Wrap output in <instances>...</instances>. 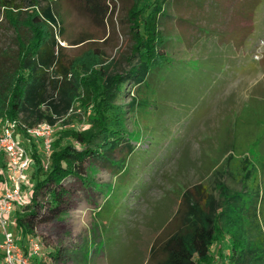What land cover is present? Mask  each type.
Here are the masks:
<instances>
[{"label": "rangeland", "instance_id": "rangeland-1", "mask_svg": "<svg viewBox=\"0 0 264 264\" xmlns=\"http://www.w3.org/2000/svg\"><path fill=\"white\" fill-rule=\"evenodd\" d=\"M2 1L21 7L22 13L33 2L40 9L48 6L69 59L93 51L101 56L106 75L125 78L112 103L134 148L127 155L122 145L104 159L89 161L83 180L66 178L67 209L59 220L22 237L9 218L4 228L13 235L17 254L31 264H57L49 255L56 251L58 264H157L160 257L151 261L150 248L184 228L187 209L177 211L185 192L205 211L210 206L206 196L211 197L213 214L226 205L225 195L240 194L246 203L236 210L244 230L251 225L247 209L253 202L258 233L246 230L245 235L262 248L264 0H168L156 17L158 53L165 63L157 69L152 61L142 83L126 77L139 63L129 17L136 0H109L104 22L88 16L77 0ZM143 5L147 14L152 0H143L139 8ZM1 6L0 0V54L11 56L16 33L23 32L14 31ZM93 119L90 110L74 104L53 121L48 152L42 140L17 129L15 137L30 163L21 180L22 200L14 209L28 204L34 183L44 177L54 140L70 128H90ZM70 142L63 137L62 145ZM33 156L44 163L42 171ZM13 177L7 158L0 159V197ZM232 234L218 235L206 264H226ZM31 239L40 244L39 256L30 252Z\"/></svg>", "mask_w": 264, "mask_h": 264}, {"label": "trees", "instance_id": "trees-1", "mask_svg": "<svg viewBox=\"0 0 264 264\" xmlns=\"http://www.w3.org/2000/svg\"><path fill=\"white\" fill-rule=\"evenodd\" d=\"M142 1L136 0L129 12L133 20L130 30L135 38L134 53L138 54L139 63L126 77L137 83L144 81L153 62L157 69L165 63L162 53H158L156 17L168 0H152L147 14L146 5L139 8ZM108 3L109 0H77L78 6L88 16L100 22L106 21L110 15ZM1 4L9 25L14 31L23 33H16L17 49L13 55L0 54V129L3 119L19 121L20 115L23 119L19 121V129L24 132L41 123L52 125L77 102L94 115L90 128H70L54 140L49 166L44 177L38 179L29 192L28 204L20 210L13 208L9 214L17 232L25 237L31 235L37 226L51 224L63 216L67 209L68 191L63 186L66 178L73 176L83 180L89 161L104 159L107 152L122 145L127 155L134 148L123 134L120 109L112 103L115 89L120 90L125 78L106 75L107 68L102 65L101 56L93 51L69 59L64 53L65 48L59 45L62 39L59 40L55 33L56 19L48 6L40 9L33 2L28 5L32 8L22 13L19 6L7 5L2 0ZM21 14L25 16L20 17ZM88 39L78 40L74 45ZM63 137L78 146L71 142L62 145ZM125 139L128 142L123 144ZM4 158L6 156L1 154L0 159ZM33 163L39 166L38 171L43 170L44 163L38 156H33ZM39 197L43 200L40 201ZM206 198L210 202L207 211L201 208L199 200L191 202L190 192L183 194V205L177 214L187 209L184 212L185 226L179 232L156 240L149 251L150 260L156 261L160 257L157 264H206L218 235L232 230L226 264H264V240L261 248L250 243L255 240H248L245 235L246 230L258 233L253 202H248L247 209L251 225L244 230L239 224L242 218L236 210L240 203L242 206L246 203L240 194L225 195L226 205L217 214L212 213L211 197L207 195ZM49 255L55 263L61 261L59 251Z\"/></svg>", "mask_w": 264, "mask_h": 264}, {"label": "built area", "instance_id": "built-area-1", "mask_svg": "<svg viewBox=\"0 0 264 264\" xmlns=\"http://www.w3.org/2000/svg\"><path fill=\"white\" fill-rule=\"evenodd\" d=\"M0 132V155L4 154L12 170V186L6 189L0 197V227L3 229V240L0 244L2 259L0 264H31L28 259L17 254L13 235L4 227L6 226L9 214L13 210L15 202L22 200L21 180L23 174L30 163V158L24 147L17 141L15 135L21 125L17 120L4 119ZM25 132L35 138L42 140L44 148L49 151L52 126L41 123L33 128H28ZM29 249L32 255L39 256L40 244L36 240H30Z\"/></svg>", "mask_w": 264, "mask_h": 264}]
</instances>
